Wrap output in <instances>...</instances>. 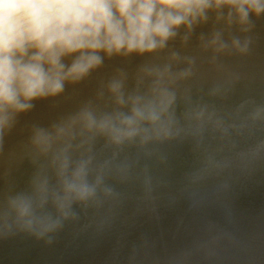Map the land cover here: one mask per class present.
<instances>
[{
    "label": "clouds",
    "instance_id": "obj_1",
    "mask_svg": "<svg viewBox=\"0 0 264 264\" xmlns=\"http://www.w3.org/2000/svg\"><path fill=\"white\" fill-rule=\"evenodd\" d=\"M261 22L264 0H0V239L51 245L89 211L103 231L125 199L116 184L139 181L140 199L154 202L139 160L163 162L156 146L166 142H194L202 166L188 177L193 196L211 176L227 173L222 192L233 170L254 171L264 162V101L223 105L243 79L226 61L252 54ZM208 72L218 78L197 86ZM41 104L55 116L29 119ZM131 149L136 159L120 158ZM219 239L196 251L211 259ZM146 248L134 246L129 264Z\"/></svg>",
    "mask_w": 264,
    "mask_h": 264
},
{
    "label": "rangeland",
    "instance_id": "obj_2",
    "mask_svg": "<svg viewBox=\"0 0 264 264\" xmlns=\"http://www.w3.org/2000/svg\"><path fill=\"white\" fill-rule=\"evenodd\" d=\"M263 25L264 22L258 24L253 47L255 50L253 49L254 52L249 57L244 60L232 59L226 61L228 65L230 64L229 68L232 71L242 74L243 81L247 76H254V78L262 81L264 79L261 74V70H264ZM255 70H257V73ZM204 78L206 81L203 85H209L214 80L206 75ZM250 83V87L255 84L254 82ZM258 88L264 89L263 86ZM261 94L264 96V92H261ZM240 95L245 96L246 94ZM240 95L232 94L224 101V104L230 102V104H235L234 101ZM40 106H42V109L35 111L34 116H31L30 119L43 120V118H38L36 112L52 114V112H49L47 105L41 104ZM260 135H264V126H261V130L257 132V136ZM255 140L256 137L241 141L239 146L246 144L249 147L243 145L238 151L252 147ZM174 142L176 143L166 142L156 146L158 152L166 157L163 162L156 155L152 157L140 155L139 168L147 165L149 175L153 178V195L157 197L154 202H146L140 199L143 196V187L139 181L116 184L117 190L124 193L125 199L117 209L111 225L103 231H97L96 224L93 226L85 225L89 222L94 223L93 213L89 211L87 216L82 213L78 222L67 223L64 229L56 235L54 241L72 234L80 227L69 238L58 243L54 242L55 244L45 247L31 257L32 250L39 244L44 243L43 241H36L32 237L21 234L0 239V259L5 260L4 264H14L16 261L24 260L29 255V258L19 264H129L133 247H139L147 241V257L145 258L141 253L137 258L140 264H170L172 257L180 254L181 251L189 250L192 251L193 255L187 264H252V256L254 257L258 253L252 252L253 254H250V248L262 245L259 244L260 239L256 238L258 234L255 233L251 236V233L255 230L264 231V162H261L249 174H239L237 170H233V178L229 182L230 186L222 192H217V187L224 180L227 173L221 176H211L200 184L198 193L193 196L192 190L188 189V177L202 166L201 159L199 154L193 150L194 142L190 138ZM125 155L128 158L133 157V159H136V149L121 154L120 158L123 159ZM24 174L21 176V186L27 178V172L24 171ZM113 183L115 182L113 181ZM170 183H175V186L172 188ZM227 204L234 207L235 211L237 210V215H243L240 217L241 220L237 221V226H233L231 229L232 233L239 238L235 240L233 238L228 239L227 245L221 246L218 243H224V240H226L223 234V239L212 245L215 256L211 259H205L202 252L196 251L198 245L208 241L202 240V235L198 236L200 231L196 228L197 220L201 217L204 218L201 221L202 226L208 225V219H214L225 224L222 212L225 210V213L228 214L229 211L231 213L229 207L227 208ZM153 207L155 211L152 210ZM204 221L207 224L203 223ZM192 227H195L196 230H193ZM207 228H203L201 234H207L209 237L218 230L216 227ZM190 230L194 232H190ZM227 230L229 232L230 226ZM192 232L194 235L190 234L192 235L190 236L189 233ZM180 235H187L189 238ZM22 236L23 239H21ZM197 236L199 237L198 240ZM182 237L191 240L188 241ZM10 238L11 240L8 241ZM187 241L191 242L190 248L187 247L189 244ZM196 241L202 242L198 244ZM164 243L168 244L164 246ZM185 243L186 245H184ZM11 244L16 245L15 248L13 247L14 249H10ZM165 248L167 250L169 248V251ZM174 252L175 254H173Z\"/></svg>",
    "mask_w": 264,
    "mask_h": 264
},
{
    "label": "bare ground",
    "instance_id": "obj_3",
    "mask_svg": "<svg viewBox=\"0 0 264 264\" xmlns=\"http://www.w3.org/2000/svg\"><path fill=\"white\" fill-rule=\"evenodd\" d=\"M264 26V25H263ZM258 37V36H257ZM258 41V40H257ZM259 44V43H258ZM254 50H255V48H253ZM262 50V49H261ZM254 52V51H253ZM257 55V54H256ZM261 57V56H260ZM253 59V58H252ZM257 60V59H256ZM251 61V60H250ZM230 63V62H229ZM239 63V62H238ZM252 63V62H251ZM233 64V63H232ZM244 64V63H243ZM254 64V63H253ZM258 64H259V62H258ZM237 65H239V64H237ZM248 65H250V64H248ZM228 66H230V64L228 65ZM256 66V65H255ZM241 67V66H240ZM257 67V66H256ZM234 68V67H233ZM238 68V67H237ZM255 68V67H254ZM231 70V69H230ZM234 70V69H233ZM240 71H241V69H240ZM251 71V70H250ZM249 71V72H250ZM256 71V73H257V70H255ZM246 72H247V70H246ZM253 72H254V70H253ZM243 73H244V71H243ZM259 73H260V71H259ZM261 74H262V76L264 77V70H261ZM249 75V74H248ZM252 75V74H251ZM206 76L207 77H211V78H213V79H217L218 77H217V74H215V73H207L206 74ZM259 76V75H258ZM261 77V76H260ZM204 81H206V79L205 78H203L201 81H199V82H197V86H202V87H204V88H206L208 85H203V83H204ZM242 81H243V79H242ZM250 82H254L256 85H258V86H256L255 84L252 86V87H250L251 86V83ZM259 85H262L263 87H264V79H263V81L261 80V79H257V78H254V76H252V77H248L247 76V78L246 79H244V81L242 82V84H240V85H238L237 86V88H236V91L233 93V94H238V95H240V94H246L245 96H243V95H240V96H237V99H236V101H234V103L235 104H230V103H228V104H224L223 105V107L225 108V110L226 111H230L235 105H237V104H239L240 102H241V100H243V99H246V98H249V97H251V98H254V99H256V101L257 102H262V101H264V96L261 94V92H264V89L262 90V88H258V87H262V86H259ZM90 88H91V86L88 88V89H85L84 90V95H88L89 94V91H90ZM259 90V91H258ZM226 103V102H225ZM42 106H40V105H38V107H37V110L36 111H38V109H42L41 108ZM71 107V105H66L65 106V109L67 110L68 108H70ZM36 114L38 115V118H43V120L44 121H47V120H49V119H51L52 117H54L55 116V114L54 113H52V114H50L49 115V113H47V114H44V113H42V112H36ZM32 116H34V113L32 114ZM36 116V115H35ZM29 119H30V117H29ZM16 139H17V137H15V136H13V137H11L10 138V142H12V143H14L15 141H16ZM252 141V140H251ZM175 144L176 142H174V141H172V144ZM243 145H246V144H242V145H240V146H238V149L237 150H239V148L241 149L242 147H243ZM247 147H249V145H246ZM134 149H131V150H128L127 152L129 153V152H131V151H133ZM129 159H133V157H130ZM24 171L25 172H27V174H28V172L30 171V166H29V164H28V162L27 161H25L24 162V164L23 165H21V167H20V169H19V171L17 172L18 174H15V178H16V180H17V182L20 184L21 183V176H23V175H25L24 174ZM26 177H27V175H26ZM171 184V187L173 188L175 185V183H170ZM21 185V184H20ZM1 187V186H0ZM228 205V204H227ZM229 207V209L231 210V213H230V211L228 212V214L227 213H225V210L222 212L223 214V216H224V219H225V224L224 223H220V222H218L217 220H212V219H208L207 221H208V225H205V226H202L201 225V221L204 219L203 217H201L200 219H198L197 220V224H196V228H198V230L200 231V233H198L197 231H196V233H198V234H200V235H198V236H201V237H203L202 238V240H210L212 237H214V236H218V237H220V239L219 240H221V239H223V234H224V239H226V240H224V243H218L219 245L221 244V246H223L224 244L225 245H227V243L229 242L228 241V239H231V238H233V240H235V239H238L239 237L238 236H236V235H234L233 233H232V231H231V229H232V227L233 226H237V221H239V220H241L240 219V217H242L243 215L241 214V215H237V210L235 211L233 208L234 207H232L231 205H228L227 206V208ZM203 223H206L207 224V222H203ZM229 226H230V230H229V232H227L228 230H227V228H229ZM207 227H216L218 230H220V231H222L221 232V234H219L220 233V231H216L214 234H212L210 237L207 235V234H201L202 233V231H203V228H207ZM193 228V227H192ZM196 228L194 227L193 228V230L195 229L196 230ZM209 228H207V229H209ZM193 230H190V232L191 231H193ZM188 232H189V230H187ZM225 231V232H224ZM194 232V231H193ZM193 232L192 233H189V235L190 234H192V235H194L193 234ZM227 232V233H226ZM186 233V232H185ZM258 234V236L256 237L257 239H260V245H262V246H260V247H258V246H252L251 248H250V250L249 251H251L250 252V254L253 252V253H258V255H255L254 257L252 256V264H264V231H262V230H255V231H253V233H251V236H253L254 234ZM253 234V235H252ZM21 235H23V236H25L26 234H21ZM187 235H188V233H187ZM187 235H180V236H187ZM192 235H190V236H192ZM23 236H22V238L21 239H23ZM179 236V237H180ZM196 236V235H195ZM197 236V237H198ZM188 237V236H187ZM186 237V238H187ZM183 239L185 238V237H182ZM181 238V239H182ZM185 238V240H188V238L186 239ZM194 238V237H193ZM199 239V237L197 238V240ZM11 240V238L10 239H8V241H10ZM169 240V239H168ZM191 240V239H190ZM190 240H188V241H190ZM200 240H201V238H200ZM199 240V241H200ZM167 241V240H166ZM178 241H179V238H178ZM182 241H184V240H182ZM187 241V243H189L188 244V248H190L189 246H190V243L191 242H188ZM168 242V241H167ZM186 242V241H185ZM196 242H198V241H196ZM202 242V241H201ZM200 242V243H201ZM199 242H198V244H200ZM161 244H162V242H161ZM160 244V245H161ZM165 244H168V243H164V246H165ZM171 244V243H170ZM163 245V244H162ZM173 245V244H172ZM184 245H186V243L184 244ZM251 245H252V243H251ZM15 246L16 245H10L9 247H10V249H14L15 248ZM14 247V248H13ZM161 247V246H160ZM159 247V248H160ZM168 247V246H167ZM170 247V246H169ZM173 247V246H172ZM176 248H177V246H175ZM183 247V246H182ZM188 248H186V249H188ZM259 248V249H258ZM164 249V248H163ZM166 249V248H165ZM256 249V250H255ZM162 250V249H161ZM167 250V249H166ZM189 250V249H188ZM167 251H169V248H168V250ZM171 251V250H170ZM162 252H163V250H162ZM165 252V251H164ZM172 252H173V250H172ZM182 252V251H181ZM181 252H179V253H181ZM171 253V252H170ZM178 253V252H177ZM176 253V254H177ZM252 253V254H253ZM173 254H175V252L173 253ZM172 255V254H171ZM178 255V254H177ZM174 256V255H173ZM1 260V259H0ZM4 262H5V260L3 259V260H1L0 261V264H4Z\"/></svg>",
    "mask_w": 264,
    "mask_h": 264
},
{
    "label": "water",
    "instance_id": "obj_4",
    "mask_svg": "<svg viewBox=\"0 0 264 264\" xmlns=\"http://www.w3.org/2000/svg\"><path fill=\"white\" fill-rule=\"evenodd\" d=\"M129 206V205H128ZM131 206V205H130ZM123 207V206H122ZM124 207H127V206H124ZM85 225H88V226H93V225H95V222L94 223H92V222H89L88 224H85ZM80 229V227H78L75 231H73V233H75L77 230H79ZM72 233V234H73ZM72 234H70V235H67V236H65V237H62L61 239H58V240H56V241H54L55 243H58V242H60V241H62V240H65V239H67V238H69ZM52 243V244H55V243ZM51 244V245H52ZM48 246H50V245H46L45 243H42V244H39L34 250H32V252L30 253L31 255H30V257L32 256V255H34V254H36V253H38L39 251H41L42 249H44L45 247H48ZM27 258H29V255H28V257L26 256L25 258H24V260L23 259H21L22 261H16L14 264H19V263H22L23 261H25V259H27Z\"/></svg>",
    "mask_w": 264,
    "mask_h": 264
}]
</instances>
